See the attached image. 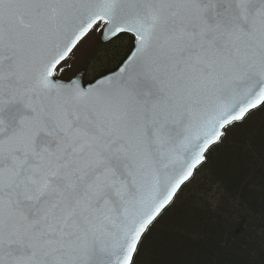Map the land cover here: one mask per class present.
Here are the masks:
<instances>
[{"label": "snow or ice", "instance_id": "obj_1", "mask_svg": "<svg viewBox=\"0 0 264 264\" xmlns=\"http://www.w3.org/2000/svg\"><path fill=\"white\" fill-rule=\"evenodd\" d=\"M92 35L129 47L85 79ZM257 113L264 0H0V264H141Z\"/></svg>", "mask_w": 264, "mask_h": 264}, {"label": "trees", "instance_id": "obj_2", "mask_svg": "<svg viewBox=\"0 0 264 264\" xmlns=\"http://www.w3.org/2000/svg\"><path fill=\"white\" fill-rule=\"evenodd\" d=\"M100 41L90 79L128 46ZM141 264H264V113L221 146L163 215Z\"/></svg>", "mask_w": 264, "mask_h": 264}, {"label": "rangeland", "instance_id": "obj_3", "mask_svg": "<svg viewBox=\"0 0 264 264\" xmlns=\"http://www.w3.org/2000/svg\"><path fill=\"white\" fill-rule=\"evenodd\" d=\"M99 43L100 37L98 35H92L84 40L83 44L80 46V49L77 52V62L73 71L77 69H83L85 77L87 78L89 76L90 68L93 65V56L99 47ZM122 44L125 48L129 43L122 42Z\"/></svg>", "mask_w": 264, "mask_h": 264}, {"label": "water", "instance_id": "obj_4", "mask_svg": "<svg viewBox=\"0 0 264 264\" xmlns=\"http://www.w3.org/2000/svg\"><path fill=\"white\" fill-rule=\"evenodd\" d=\"M101 40V39H100ZM102 42V41H101ZM19 105H17L14 109H10V112H15L17 109H19ZM12 123H15V121L13 120Z\"/></svg>", "mask_w": 264, "mask_h": 264}]
</instances>
